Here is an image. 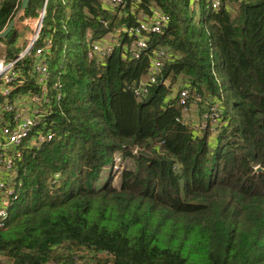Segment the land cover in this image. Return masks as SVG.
Listing matches in <instances>:
<instances>
[{
    "label": "trees",
    "instance_id": "obj_1",
    "mask_svg": "<svg viewBox=\"0 0 264 264\" xmlns=\"http://www.w3.org/2000/svg\"><path fill=\"white\" fill-rule=\"evenodd\" d=\"M212 1L48 0L35 49L52 39L43 60L62 96L44 119L53 140L16 162L0 264H264V0H219L217 10ZM45 3L31 0L25 16ZM21 4L1 1L0 33ZM157 12L169 23L143 32L149 47L136 60L138 38L124 31ZM105 40L112 53L91 58ZM27 41L18 31L0 39V60ZM35 49L16 67L24 82L14 98L40 93ZM158 50L166 58L150 83ZM8 118L0 113V124ZM119 151L130 165L117 189Z\"/></svg>",
    "mask_w": 264,
    "mask_h": 264
},
{
    "label": "built area",
    "instance_id": "obj_2",
    "mask_svg": "<svg viewBox=\"0 0 264 264\" xmlns=\"http://www.w3.org/2000/svg\"><path fill=\"white\" fill-rule=\"evenodd\" d=\"M1 1L2 0H0V3ZM47 3L48 0H46L44 8L39 12L36 23L33 22L32 17L27 18L25 14L19 20L22 26H20L18 32L23 31L25 27L29 28L27 46L24 51L14 60L8 61L5 57L0 60V97L4 99V103L0 105V113L2 115H9V118L2 121L0 124V229L7 226L10 210L18 199L19 192L17 183L14 179L15 165L16 162L21 159L23 150L40 147L44 143L52 141L54 138V134L51 131H45V126L43 125L46 123L44 119L51 115V111L48 109L49 105L55 98L60 100L62 96L61 93H58V89L61 88L60 82L51 84V71L48 63L43 60L45 54L51 53L53 46L52 39L47 38L44 40V45L42 47H37L35 49L37 43L41 39ZM107 4L120 6L124 4V0H107ZM219 6V0L212 1L213 9L217 10ZM32 23L34 24L33 26H31ZM168 23L169 17L161 12H157L150 21L142 22L140 26L135 29L125 30L124 32L130 37L138 38L130 51L131 56L139 60L143 52L149 47V39L142 36L143 32L149 31L153 34H160ZM113 47L114 45L110 42H106V40L103 42H95L92 44L90 57H97L98 60L99 58L102 60L103 57L112 53ZM34 49V54L37 59L34 72L36 74V81L40 93H32L31 90L28 89L29 92L14 98V93L20 88L19 84L24 82L21 80L22 77L16 70V67L25 57L31 55ZM165 58L166 55L164 50H158L155 53V57L152 61L151 73L147 78L150 83L156 82L155 75L162 69V61ZM61 73L62 67L59 69V76ZM142 85L143 87L146 86L145 84ZM141 92L146 93V90L142 88ZM179 94L180 103L185 104L189 97V91L182 90ZM183 111L185 114L191 112L190 108H185ZM217 111V107L212 109L213 117ZM213 123L217 124L215 119H213ZM204 127L205 124H203V129ZM123 168L124 165L116 169L113 168V171H119L120 176V172Z\"/></svg>",
    "mask_w": 264,
    "mask_h": 264
},
{
    "label": "rangeland",
    "instance_id": "obj_3",
    "mask_svg": "<svg viewBox=\"0 0 264 264\" xmlns=\"http://www.w3.org/2000/svg\"><path fill=\"white\" fill-rule=\"evenodd\" d=\"M32 20H33L34 23H36V21H37L36 18H33ZM17 25H18V28H20V26H22L21 23H20V21H19V23ZM33 25L34 24L32 23L31 26H33ZM28 33H29V28L28 27H25L24 30L20 32V35H21V37H27ZM23 40L24 39H20V41H23ZM175 88H176L175 90H177V91L180 90V83H179V86H177ZM129 162H130L129 160L125 161L122 158V153L120 151L119 152H114V154H113V163L114 164H112L111 167H113L114 169L119 168L122 165H124L125 167H127L128 165H130ZM131 167H132V164H131L130 168ZM109 168H107L106 170H104L103 173L101 174L100 179L97 182V187H100L103 184L104 180H106V179L109 178V176L111 174V172L108 171ZM111 177H112L110 179L111 185L114 186L115 188L119 189V187H120L119 171H116V170L113 171Z\"/></svg>",
    "mask_w": 264,
    "mask_h": 264
},
{
    "label": "water",
    "instance_id": "obj_4",
    "mask_svg": "<svg viewBox=\"0 0 264 264\" xmlns=\"http://www.w3.org/2000/svg\"><path fill=\"white\" fill-rule=\"evenodd\" d=\"M31 0H22V4H21V8L18 12V14L16 15V17L14 18V20L9 24V26L0 33V39L5 40L7 39L14 31H18V23L20 18L26 13L29 5H30ZM136 155L138 156H145L147 158H152V155L147 152L144 149H137L136 150ZM257 173H264V169L262 168H257L256 169Z\"/></svg>",
    "mask_w": 264,
    "mask_h": 264
}]
</instances>
